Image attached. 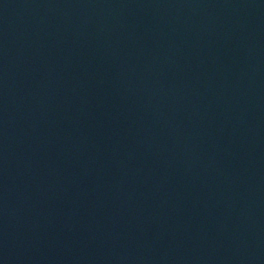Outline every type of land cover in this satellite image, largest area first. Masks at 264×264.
<instances>
[{
    "label": "water",
    "instance_id": "water-1",
    "mask_svg": "<svg viewBox=\"0 0 264 264\" xmlns=\"http://www.w3.org/2000/svg\"><path fill=\"white\" fill-rule=\"evenodd\" d=\"M0 264H264V0H0Z\"/></svg>",
    "mask_w": 264,
    "mask_h": 264
}]
</instances>
